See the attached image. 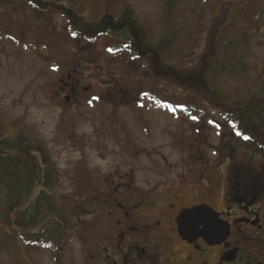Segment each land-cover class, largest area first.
Segmentation results:
<instances>
[{
	"label": "rangeland",
	"instance_id": "rangeland-1",
	"mask_svg": "<svg viewBox=\"0 0 264 264\" xmlns=\"http://www.w3.org/2000/svg\"><path fill=\"white\" fill-rule=\"evenodd\" d=\"M43 1L54 6L38 11L29 0H0V122L6 124L8 138L29 126L48 143L47 155L60 175L57 194L61 200L69 201L66 207L72 212L82 200L76 192L110 174L126 173L133 167L139 174L137 183L144 188L178 172L181 160L190 155L192 134L190 128L175 127L179 120L171 115L180 114V108L174 110V105L195 102L194 108L200 114L213 113L216 128L226 126L232 131L229 121L219 115L205 92L215 84L213 69L244 58L239 53L226 54V43L237 31L253 36L246 70L241 66L238 80L226 82L223 76L219 85L237 101H249L248 97L264 100V0H181L180 19L176 15L173 22L182 38L170 53L157 57L159 68L168 67L173 70L171 75L154 68L155 61L150 57H133L130 37L125 34L101 36L90 53L85 52L84 42L71 44L74 41L57 9L65 6L88 23H97L105 14L118 16L125 7H132L147 29L149 42L155 44L165 33L162 0H81L78 4L69 0ZM232 2L242 3L224 6ZM64 49L69 58L76 56L79 71L93 86V96L85 98L84 106L73 104L61 115L49 95L64 69L61 60L68 57ZM119 86L125 91L126 86L131 87L140 94L138 97L145 98L148 115L158 111L146 97L157 95L161 104L163 97L166 99V112L150 116L153 125L148 138L132 126L128 102L113 107L109 101ZM94 93L103 94V102L97 101ZM144 141L146 151L141 155L140 147L135 145L141 146ZM211 142L214 149L220 147L218 134H213ZM2 203L0 198V207ZM1 218L0 212V235L5 231ZM77 220L76 217L75 228ZM71 235L68 256L78 253L81 232L72 229ZM40 250L21 242L9 253L0 252V264H32L27 253L38 256V264H48L46 258L40 259ZM20 251L25 255L21 257ZM68 258L69 263L74 261V257Z\"/></svg>",
	"mask_w": 264,
	"mask_h": 264
},
{
	"label": "flooded vegetation",
	"instance_id": "flooded-vegetation-1",
	"mask_svg": "<svg viewBox=\"0 0 264 264\" xmlns=\"http://www.w3.org/2000/svg\"><path fill=\"white\" fill-rule=\"evenodd\" d=\"M64 51L68 56L61 60L64 69L49 95L61 115L73 104L84 106L85 98L93 96V86L79 71L76 56L71 59ZM126 88H115L109 101L113 107L128 102L132 126L148 138L153 125L150 116L166 112V99L163 97L161 104L157 95L146 97L158 111L148 115L146 99ZM94 95L103 102V94ZM194 103L176 104L172 108H180V114H170L179 120L176 128H190L192 134L190 155L181 160L178 172L161 178L153 187H141L133 167L126 173L91 182L76 192L82 199L73 212L78 218L75 229L81 232L78 253L68 256L71 232L67 230L69 237L60 247H36L41 249L40 255L36 251L41 260L46 258L48 264H264V149L255 153L249 142L235 136L232 127H228L232 131L226 126L216 128L213 113L200 114ZM214 133L220 137L218 149L211 142ZM145 143L135 145L141 155L146 151ZM36 157L43 162L42 153L36 152ZM39 190L54 194L48 188ZM56 195L59 203L69 204ZM54 219L48 214L36 228H18V244L30 246L26 237L42 234L44 226ZM65 222L67 218L59 221L63 228ZM19 254L25 255L21 251ZM25 256L38 264V256ZM68 257H74V261L69 263Z\"/></svg>",
	"mask_w": 264,
	"mask_h": 264
},
{
	"label": "trees",
	"instance_id": "trees-1",
	"mask_svg": "<svg viewBox=\"0 0 264 264\" xmlns=\"http://www.w3.org/2000/svg\"><path fill=\"white\" fill-rule=\"evenodd\" d=\"M61 1L63 0H56L57 3ZM69 1L78 4L81 0ZM180 2L181 0H162L164 18L162 24L165 33L159 35L155 44L149 42L147 29L132 7H125L118 16L105 14L97 23H88L73 9L66 7L57 9H60V14L66 21L70 40L74 41L71 43L69 40L71 44L76 46V41L80 44L84 42L85 52L90 53L92 46L101 36L118 37L125 34L134 43L133 57H150L155 61L154 68H159L157 57L170 53L182 38V33L175 29L173 22L176 15L177 19L179 18ZM240 3L242 2L225 3L224 6H238ZM30 6L38 11H44L54 5L43 0H31ZM252 38V34L244 31L233 34L226 43V54L239 53L244 58L232 59L229 65L213 69L216 81L205 93L209 94L212 105L219 111V115L225 116L229 121L228 125L234 128L236 133L242 134L238 136L234 133L235 136L249 142L251 149L258 153L264 149V100L258 102L248 97L249 101L247 99L237 101L233 94L227 89L225 92L219 85V81L225 75L226 82L238 80L241 66L243 71L246 70L247 56L252 50ZM159 69L160 72L165 71L167 75L173 73L168 67ZM6 131V124L0 122V198L3 199L0 212L1 224L13 234L6 232V229L2 231L0 252L9 253L12 248L17 247L18 228L28 230L36 228L48 214L54 216V221L44 226L42 234L28 236L25 241L34 247L46 246L50 249L60 247L63 244L62 240L69 237L66 236V231L71 232L75 229L76 216L58 202L56 194L61 188V183L57 166L49 159L46 149H43L46 144L34 128L23 126L10 138L6 136ZM230 135L231 133L226 134ZM244 136H248L249 139L245 140ZM36 152L43 154L42 163L36 157ZM41 188H48L54 193L53 196L46 190L40 191ZM63 218H67L65 228L59 223ZM71 237L72 235L69 238Z\"/></svg>",
	"mask_w": 264,
	"mask_h": 264
},
{
	"label": "snow or ice",
	"instance_id": "snow-or-ice-1",
	"mask_svg": "<svg viewBox=\"0 0 264 264\" xmlns=\"http://www.w3.org/2000/svg\"><path fill=\"white\" fill-rule=\"evenodd\" d=\"M30 2H31V0H30ZM126 47H127V45H126ZM110 51H111V50H110ZM193 119H196V118H195V117H193ZM236 135H238V136H239V135H242V134H241L240 132H237V133H236ZM243 138H244L245 140H248V139H249V137H248V136H244Z\"/></svg>",
	"mask_w": 264,
	"mask_h": 264
}]
</instances>
